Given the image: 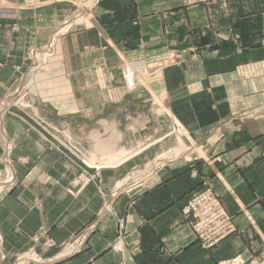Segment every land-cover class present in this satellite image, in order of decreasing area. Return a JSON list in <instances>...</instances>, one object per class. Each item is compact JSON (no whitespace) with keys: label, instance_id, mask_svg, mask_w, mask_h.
Returning <instances> with one entry per match:
<instances>
[{"label":"crops","instance_id":"0c3cea01","mask_svg":"<svg viewBox=\"0 0 264 264\" xmlns=\"http://www.w3.org/2000/svg\"><path fill=\"white\" fill-rule=\"evenodd\" d=\"M91 1L89 12H77ZM0 5L9 13L0 23V156L4 133L14 181L0 197V264H13L16 253L31 247L43 260L30 264H224L235 258L264 264V0ZM66 21L71 28L56 38L54 55L29 77V52ZM141 60L150 65L149 77L127 92L121 66ZM144 88L147 94L136 91ZM153 97L170 107L180 133L203 145V156L153 161L152 173L109 197L126 165L156 142L138 140L132 132L140 114L126 113ZM56 123L68 124L100 166L99 189L89 183L77 196L66 191L78 168L65 147L51 144ZM121 151L133 156L112 161ZM4 175L0 161V180ZM202 183L223 200L235 225L210 248L181 213ZM105 197L112 215L104 211ZM120 223L122 253L112 249ZM46 239L53 245L45 246Z\"/></svg>","mask_w":264,"mask_h":264},{"label":"built area","instance_id":"2783aa9c","mask_svg":"<svg viewBox=\"0 0 264 264\" xmlns=\"http://www.w3.org/2000/svg\"><path fill=\"white\" fill-rule=\"evenodd\" d=\"M96 0H94L95 2ZM216 0H182L183 4L191 5L197 3H209ZM93 2V4H94ZM92 5V1L87 3L78 9V13H87ZM9 18L8 11L1 7L0 5V23ZM15 28V27H14ZM71 28V22L66 21L61 24L57 29H55L48 41L38 49H32L29 52V57L32 59V63L30 67H38L40 65V59H45V56H51L54 49V42L57 34L60 30H63L64 33L68 32ZM123 74L125 75V85L127 88L136 89L139 83L136 84L138 76L149 75L151 72L150 65L141 60L135 61L132 63H126L122 66ZM33 69V68H32ZM133 75V78L127 76ZM25 98V94L19 97L21 99ZM28 104H22L20 109L28 108ZM4 105H0V111H5ZM55 140V139H54ZM53 140L52 146L56 148L59 143L56 145ZM55 142V143H54ZM1 143L3 145V152L0 156V161L4 166V178L0 180V197L4 191L8 189V187L13 185V175L11 174V150L12 145L7 142L5 134L1 135ZM62 147H65L69 154L76 158L75 166H77L78 171L71 179L70 187L66 188V191L71 196H77L80 191L89 183H95L99 187V183L101 182L100 176V167L95 166L91 163V161L79 154V151L74 145L69 144H61ZM68 155L70 158L71 156ZM80 155V156H78ZM71 160H73L71 158ZM116 185V183H115ZM112 188V191L109 192V197H112L117 194L119 187ZM104 211L110 215L113 214V209L110 208V202L105 197L103 201ZM182 215L188 219L190 223V227L195 233L197 239L200 244L205 248H210L215 245L221 244L229 235L235 232V225L233 221V217L227 211L226 206L223 200L215 193L211 185L208 183H202V187L193 192H190L185 199V204L181 208ZM77 242L79 238H76ZM123 225L120 223L119 230L117 233V237L115 238L112 249L116 252L122 253L123 251ZM83 244V241L77 243L76 248L80 249ZM45 246H52L53 242L49 239H46L44 242ZM5 258V255L2 253V236L0 234V263ZM42 256L39 252H37L34 247L27 249L26 251H21L15 254L13 264H30V263H41ZM224 264H241V261L235 259H231L226 261Z\"/></svg>","mask_w":264,"mask_h":264},{"label":"rangeland","instance_id":"374dc122","mask_svg":"<svg viewBox=\"0 0 264 264\" xmlns=\"http://www.w3.org/2000/svg\"><path fill=\"white\" fill-rule=\"evenodd\" d=\"M64 31L60 30L57 34L56 38L59 37V35L63 34ZM55 43L54 42V49L51 56H45V59H40V65L38 67H30L29 68V77H32L36 74H38L40 71L43 70V68L47 65L48 60L50 57H52L55 53ZM43 46V45H42ZM41 48V47H39ZM38 49V48H36ZM30 66L32 63V59L29 57ZM33 68V69H32ZM122 71V69H121ZM122 75L124 78V84H125V75ZM131 78H133V75H127ZM149 77V75L145 76H138L136 84L139 83L141 85H144L146 83V79ZM126 86V85H125ZM140 86V85H139ZM138 86V87H139ZM137 87V88H138ZM141 87V86H140ZM136 88V89H137ZM20 89V88H19ZM127 92L133 91V88H125ZM136 91H139L140 93L147 94L145 88L144 89H138ZM132 93V92H131ZM139 103L138 106H130L126 107L128 111L126 113H137L140 114L139 121L137 122V125L139 127L133 128L135 131L132 133H135L137 135L138 140L140 141H156L154 146H152L149 150L139 155L136 159L132 160L127 164L126 169L124 170L123 174L114 182L115 187L120 188L118 190L125 189L127 187H130L134 183H138L143 178H145L147 175L152 173V169L154 167L153 161H157L156 164L165 161V159L161 161V159L157 158L156 156L164 151L178 148L179 145L182 146V150L179 151H169V154L172 153L173 157L166 158V160L171 159H187L188 161L197 160L199 157H202L203 155L200 154L201 152H198L196 149L204 148L202 147L201 143L195 142L190 137H187L185 133H180L177 126L174 125V122L171 120L170 116V107L161 105L158 102V99L153 97L152 99L149 98V101L143 103ZM170 113V114H169ZM137 116V115H134ZM142 116V118H141ZM70 127L66 123H56V145L59 143L61 144H69L74 145L79 151V154L81 156H84L91 160V163L94 164V161H92V155L90 153H87L84 151V148L82 147L81 143L78 139L72 137L70 134ZM211 137L209 139H205L206 142L210 143ZM197 151V152H196ZM80 156V155H78ZM152 162V164H151ZM113 185V186H114Z\"/></svg>","mask_w":264,"mask_h":264},{"label":"bare ground","instance_id":"6f19581e","mask_svg":"<svg viewBox=\"0 0 264 264\" xmlns=\"http://www.w3.org/2000/svg\"><path fill=\"white\" fill-rule=\"evenodd\" d=\"M93 2H94V0H93ZM172 150H175V151H179V150H182V146H180L179 145V147L178 148H172L171 150H169V151H172ZM198 152H201V151H203V150H205V148H199V149H196ZM169 151H167V152H165L164 154H162L160 157H159V159H161V161H162V159L164 160H166V158H170V157H173V155H172V153L171 154H169ZM196 151V152H197ZM130 156H133V154H131V153H127L124 157H122V159L121 160H125V159H127V158H129ZM120 160V161H121ZM91 161V160H90ZM93 164V163H92ZM93 165H97V164H93ZM98 167H100L99 165H97ZM103 166H105V165H103Z\"/></svg>","mask_w":264,"mask_h":264},{"label":"water","instance_id":"95a60500","mask_svg":"<svg viewBox=\"0 0 264 264\" xmlns=\"http://www.w3.org/2000/svg\"><path fill=\"white\" fill-rule=\"evenodd\" d=\"M126 155V152L121 151L119 152L116 156L113 157L112 161L118 162L122 159V157H124Z\"/></svg>","mask_w":264,"mask_h":264}]
</instances>
